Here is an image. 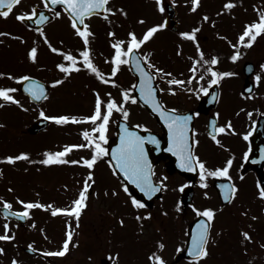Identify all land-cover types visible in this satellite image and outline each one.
Masks as SVG:
<instances>
[{"label":"snow or ice","instance_id":"6c2138e0","mask_svg":"<svg viewBox=\"0 0 264 264\" xmlns=\"http://www.w3.org/2000/svg\"><path fill=\"white\" fill-rule=\"evenodd\" d=\"M178 0H172L175 5ZM184 3L190 5L188 11L195 13L201 6V0H184ZM242 0H224L223 5L215 13L217 17L224 14L231 15L235 19L233 11ZM22 4V0H0V17L7 19L10 15H15L16 20L21 23L25 21H34L36 25L33 28L32 24H28L30 30H34L42 38L44 44L51 53L60 57L55 63V68L61 73L59 78L51 80V87L63 85L74 73L87 72L94 76L101 84L109 85L112 88L119 90V95H114L112 91L102 92L100 89L93 87L91 89L94 95V101L91 110L88 114H74L71 112H63L59 114L49 115L43 107L39 108V116L44 120L54 122L57 125L68 124H85L89 125L79 129V134L82 138L79 143H66L58 146L56 150L45 149L43 158L34 161L31 159V154L27 151H21L18 154H8L0 157V162L8 164H16V162L24 160L29 163H39L45 166L52 165H76L84 167L87 171L83 174L81 180L76 183L79 188L75 197L70 199L66 205H58L55 201H42L41 199H23L17 195L14 200H10L5 196H0V215L3 217V231L0 232V241H13L16 239L15 229L20 225L11 223L12 218L18 221L27 222L34 216V209H41L50 213L52 217H63L65 220L64 237L60 246L53 249H38L34 247L35 241L27 244V250L33 253H42L44 256H65L71 247L79 246V240L75 239L78 234L77 229L80 227L81 216L88 207L89 196L91 190L97 183L95 169L99 161H104L111 173L119 180L118 187L105 188L103 195L105 197L111 194L113 197L119 196L120 191L126 195L127 199L124 203H130L131 207L136 210L135 219L140 222V232H143V222L145 219H150L153 216L151 211L141 213L140 209H146L148 205L143 199L134 194L133 188L142 193L145 197L151 200L157 194L169 190V177L161 174L157 178L156 167L149 157L147 144L157 146L160 145V140L155 135H142L139 131L144 129L149 131L144 123H136L130 126L131 109L128 105L138 103V99L150 107L153 113L158 115V118L163 122L168 130V146L167 151L172 153L177 158V165L180 169L188 172L197 173L199 176V185L203 189L209 188L210 178H225L226 183L218 185L220 194L224 201L231 203L239 192V186L233 181L230 169L234 163L235 155H230L222 164L210 166L208 161L201 157L197 151V145L200 141L197 139L198 130L193 127V120L199 113L181 112L175 107H168L165 101L157 94L168 93L177 95L178 90H183L187 93L200 97L201 94L208 95L213 86H218L225 78L237 76L233 70H221L219 65L222 62L221 56L215 53L206 54L198 39V33L202 30L203 23L188 30L179 31L178 37L181 43L177 44L176 55L181 56L183 52V42L190 41L195 47V55L189 56L191 61L187 68L188 75L184 73H174L166 70L165 67L159 66L154 62V50L145 51L144 47L150 43L157 33L165 29L168 24L167 20L160 23L148 25L141 33L135 30H128L124 37H120L115 30V27H110L107 32L109 37V45L111 53L104 57V63L110 64V70L102 69L95 59V50L93 44L96 40V33L92 30L90 19L93 16H100L110 26H114L116 21L113 17L118 14L127 17L128 12L123 6L116 7L112 0H42L43 8L49 9V14L40 10L39 4L31 5L30 9H21L15 11ZM56 6H60L59 9ZM157 9L163 13L166 10L165 0H156ZM256 17L244 21L242 28L237 33L235 41L227 35H222L217 32L216 35L227 42L231 48V53L228 59L232 62L239 61L246 53L242 49H248L253 46L257 38L264 35V0H260L259 5H254ZM68 17L70 27L73 34L79 38L80 46L68 48L64 45V41H60L61 46H56L52 43L44 25L52 19ZM202 22L216 25L217 21L205 12L202 15ZM140 24H147V21L140 17ZM0 37H10L25 42V37L12 32L0 31ZM3 41H0L2 43ZM26 57L34 64L40 63L39 43L33 41L32 46L27 49ZM128 67L134 71L138 79L129 87L122 86L118 79V73L122 67ZM41 67H46L41 65ZM261 72L255 74V81L259 84L264 80V64L260 65ZM250 72L253 71L249 65ZM0 79L10 80L17 85H22L23 91L28 95L33 102L47 101L50 96L49 88L46 83L31 75L30 73L15 74L13 72L0 71ZM159 80L166 87H162L155 82ZM19 87H14L11 84H0V108L5 105H16L24 111H29L17 93ZM134 91L138 95L133 94ZM251 92V89L248 90ZM212 99H218V93L212 92ZM241 96L244 93L241 92ZM255 98V97H245ZM243 111V109H241ZM114 113H119L121 123L119 124V143L115 147H110L109 141V126L113 120ZM252 115L251 111L248 113ZM220 113H215V118L210 121L209 131L207 136L215 142L216 145L226 148L222 140L218 138L221 134H234L235 127L231 119L220 124ZM4 125L0 124V127ZM245 140H248L251 133L242 134ZM85 150L87 155H80L78 158H71V154L75 151ZM244 160L250 159L249 152L245 151ZM261 160H264V149L261 150ZM3 172L0 170V175ZM240 179H243L241 175ZM193 182L187 180L181 183L176 189L183 193L185 189ZM67 189V185L64 186ZM256 195L259 199L264 200V180L257 181ZM9 192L14 189L9 187ZM39 196V193L36 194ZM95 195L100 196V192L96 191ZM205 198L210 197L208 191L203 192ZM163 199V197H161ZM182 201H177L175 210L177 213L183 211ZM19 205V207H16ZM197 217H202L197 220L195 227L186 233L188 237L178 245L177 252L187 251L191 264H201V262L210 255L209 244L215 241L212 235L214 221L218 211L221 209L208 207L192 206ZM167 215V212L164 213ZM247 215V213H243ZM256 219V217H253ZM119 223L123 225L125 220L123 217L119 219ZM30 228H36L37 223L32 219ZM44 238L49 239L44 228L40 229ZM241 243L246 244L253 240L250 231L241 229ZM166 243L163 239H159L155 243V250H150L147 255L149 264H169L168 260L163 255V250L166 248ZM264 247V244L261 245ZM248 251L247 247L244 252ZM6 253V248L0 246V255ZM91 259V257H89ZM108 259L111 264H116L119 260V253H108ZM11 264H23V261L14 255L11 258Z\"/></svg>","mask_w":264,"mask_h":264},{"label":"flooded vegetation","instance_id":"af4514ba","mask_svg":"<svg viewBox=\"0 0 264 264\" xmlns=\"http://www.w3.org/2000/svg\"><path fill=\"white\" fill-rule=\"evenodd\" d=\"M39 4L40 9L43 8L42 0H22V4L15 11L21 9H30L31 5ZM60 6L57 8L59 9ZM47 13L49 14V9ZM97 18V16H93ZM93 18L90 19L92 30L96 33V40L93 44L95 50L96 62L104 63V57L111 53L109 45V37L103 35V30L100 28V24L94 23ZM66 20L68 17L65 15L62 18L52 19L50 16V22L44 25L52 43L56 46V41L66 42V47L75 48L80 46V40L73 34V31L69 27L66 34L60 35L55 33V25ZM28 24H32L33 28L36 26L34 21H25L24 23L16 20L15 15H10L7 19L0 17V31L12 32L25 37V42L21 43L19 40L12 39L10 37H0V71L13 72L15 74L30 73L31 75L41 78V75L49 74V67L51 59L54 53H51L47 48V45L43 43L42 38L34 30L28 28ZM106 39L105 47H103L102 38ZM63 38V39H62ZM65 38V39H64ZM33 41L39 43V56L40 63L34 64L26 57L27 49L32 46ZM59 57L58 55H56ZM45 65L46 67H41ZM108 67L110 64H107ZM0 84H11L14 87L20 85L10 80L0 79ZM256 90H258V100L260 105L264 106V80L259 84H256ZM50 86V85H49ZM255 86V82H254ZM230 89H234L235 93L239 96L237 104H233L230 107H224L223 101L228 98ZM255 90V91H256ZM52 87L50 86V95ZM241 90L232 87H221L217 90L218 99L212 106L203 108V110H197L198 99L192 97L188 104L176 102L173 107L177 109H194L195 113H199V116L194 117L193 127L198 130L197 139L200 141L197 145V151L202 158L206 159L210 166H216L222 164L230 155L234 154L235 159L230 169L233 181L239 186V192L236 197L241 198L245 196L248 191V179L249 177L259 180L254 171H263L264 180V160L260 159L261 150L264 149V109H257L256 113L251 110L252 115L249 116L247 105L253 100L255 93L244 94L241 96ZM114 95H119L118 92H114ZM18 98L22 100L29 107V111H24L16 105H5L0 108V124L6 126L11 124L12 128L17 130L16 138L14 139L18 143V152L27 151L31 154V159L38 161L43 158V152L45 150V143L50 140V132L53 128L50 127L52 123H49L47 127L35 134L27 131V126L36 118L39 113V108L43 107V101L39 103L32 102L27 94L21 92L17 93ZM90 103L84 102V106H80L83 110H91L93 104V98L89 94L88 99ZM165 102L169 105L168 97H164ZM185 105V106H183ZM128 107L132 110L134 104H129ZM243 109V111H241ZM37 114L35 115L34 113ZM219 112V123L223 124L227 120L231 119L233 126L236 129L234 134H221L220 138L226 148H222L215 144L210 137L207 136L208 118L215 113ZM228 112V113H227ZM23 114L33 115L28 121H24ZM254 114V115H253ZM27 116V115H26ZM26 118V117H25ZM257 125L259 133L256 137L257 142V166L256 169L249 167L243 168V164L246 160L243 159L245 151H250L251 148V135L248 140H245L244 133H253L254 127ZM0 127V152H7V141L9 136ZM115 133V131H114ZM113 133V134H114ZM11 139V138H10ZM55 144L51 145L49 150H55ZM173 155L166 154L157 160L154 165L156 167L157 178L161 174H165L169 177L168 184L169 190L162 192L159 197L152 199L150 203H146L148 207L146 209H140L141 213L145 211H151L153 216L150 219H145L143 222V232H140V222L135 219L136 210L129 204L127 208L120 207L119 196L113 197L111 194L105 197L103 190L108 188L109 190L114 187H118L119 180L114 176L111 171H95L97 183L94 189L91 190L89 196L88 207L84 209L81 216L80 227L77 231L76 240H79V246L71 247L70 251L63 257L59 256H44L42 253H33L27 250V244L35 241L34 247L38 249H53L60 246V243L64 237L65 220L63 217H52L50 213L41 209H34V219L37 223L36 228H30L32 219L27 222L18 221L12 218L11 223L16 225L19 223L20 227L15 229L16 239L13 241H0V246L6 248V253L0 255V264H11V258L14 255H18V258L23 261V264H111L108 259V253H119V260L116 264H149L147 255L150 250H155V243L159 239H163L166 243V248L163 250V255L168 260L169 253L173 246L172 257L180 255L183 252H177L176 248L186 240V233L191 220L196 217L193 210V205L201 208L212 206L217 209H229L232 207V202L242 203L243 200L234 199L231 203H223L215 187L213 186L214 178L209 180V188L203 189L199 185V176L196 178L192 176H185L180 170L174 168L171 162ZM28 167L32 168V171H2L0 175V196H5L10 200L19 195L23 199H41L42 201H55L58 205H66L70 199L75 197V194L79 188L77 183H72V178L81 180L83 174L86 171H78L72 174L71 171H55L52 170V166L44 167L39 163H31ZM193 174V172H191ZM25 174H33L29 179L33 182V185L24 187L19 181L24 179ZM243 175V179H240ZM223 179V178H221ZM44 180V181H43ZM48 181V183L45 182ZM187 180H191L193 183L189 185L183 193L178 190H174L181 183H185ZM67 185V189H65ZM14 189L13 192H9L8 188ZM99 191L100 196L97 197L95 192ZM208 191L210 193L209 198L203 196V192ZM121 192H123L121 190ZM39 193V196L36 194ZM168 196H172L173 200L170 203ZM163 197V199H161ZM104 198V199H103ZM139 198V197H138ZM107 199L112 200L111 204L107 203ZM127 199V197H126ZM177 201H182L183 211L177 213L175 210V204ZM101 202L102 206H110L112 216H100L94 215L92 212V205ZM19 207V205H16ZM108 208V207H107ZM218 211L216 218H218ZM96 212V211H95ZM167 212V215L164 213ZM123 217L125 223L121 225L119 219ZM110 219V220H109ZM216 220V219H215ZM3 217L0 215V232L3 231ZM44 228L47 232L49 239H45L44 235L40 232V229ZM219 230L220 227L215 225L213 230ZM118 235L121 238H118ZM220 241V240H219ZM219 243V242H218ZM220 248L218 247L217 250ZM216 250V251H217ZM209 251L211 253L210 244ZM91 257V259H89ZM169 262V261H168ZM186 262L191 264L190 260L180 258L177 261L169 264H182Z\"/></svg>","mask_w":264,"mask_h":264},{"label":"rangeland","instance_id":"374dc122","mask_svg":"<svg viewBox=\"0 0 264 264\" xmlns=\"http://www.w3.org/2000/svg\"><path fill=\"white\" fill-rule=\"evenodd\" d=\"M116 0H112L113 4ZM130 3H128L125 6L126 11L128 12L127 17L117 15V19L123 24L125 21L127 22V19H130L131 21H135L134 24H132L133 29L137 33H141L149 24L153 22H157L160 20L161 16L157 15L158 11L155 8L154 5H152L151 0H129ZM121 3H124V0H121ZM224 0H201V6L198 8V10L195 13H191L188 11L189 5L184 3V0H179L177 4V17H179V14L182 16L181 21L179 22V31L188 30L191 27H195L200 23H203L202 30L198 33V39L203 47V50L206 54L215 53L221 56L222 62L221 64L225 66L222 67V65H219V68H224L225 70H233L236 73L240 72L237 76H234V78H237L236 80H225L223 86H230L235 87L239 89L242 84L243 75H242V63L246 60L252 61L255 66V73L261 72L260 65L264 64V35L257 38L256 42L253 44L251 48L248 49H242L246 54L237 62L230 61L227 57L231 53V48L227 44L226 41L220 39L216 33L219 32L222 35H227L230 39H233L235 41V37L237 33L242 28V25L244 21L249 19H254L256 17V12L254 10V5H259L260 0H242L241 4H238L237 7L233 10L235 12V19L228 14H224L221 17H217L215 13L220 9V7L223 5ZM124 6V5H123ZM207 12L212 19L216 20L217 23L215 26H213L211 23L208 22H202V15ZM191 15V16H190ZM134 17V19H132ZM140 17H143L147 24H140L138 23V20ZM195 19L192 20L191 19ZM157 18V19H156ZM56 20V19H55ZM117 21V20H116ZM118 21V22H119ZM208 23V24H207ZM109 24L106 21H102L100 24V28L107 27ZM69 27V22L66 20L63 22V20L60 22V24L55 25V33L64 35L66 34V31ZM158 32L155 38L148 43L144 48L147 50H154V56L153 60L154 62H157L159 66L165 67L166 70L173 71L174 73H184V76L186 77L188 75L187 68L190 65L191 61L188 59L189 56L195 55V47L192 42L185 41L183 42V52L184 54L181 56L176 55V47L178 43H181L180 38L178 37V32ZM124 34V33H123ZM122 35V34H121ZM102 38V37H101ZM63 39V38H62ZM65 39V38H64ZM103 41V47H105L106 39L102 38ZM58 46L60 45V41H56ZM64 45H66V42H64ZM68 48H70L68 46ZM147 48V49H146ZM97 60V58L95 57ZM99 66L104 70H110V68L106 69L107 65L102 64V62L98 63ZM238 72H237V71ZM263 75V73H262ZM255 76V75H254ZM55 77H47L46 79L50 81V79H54ZM117 79L119 83L124 87L130 86V76L125 68L122 67V70L120 73H118ZM161 83V82H160ZM162 87H166V85L161 83ZM95 87L100 89L102 92L104 91H112L118 92L119 90L116 88H112L109 85H103L101 84L94 76L87 72H81V73H74L70 79H68L61 87H52L51 96L57 94V96L62 94H68L65 97L59 96L50 99L48 102L43 103V108H48L47 110L55 111V114L63 113V112H71L74 114H86L88 112H85V110H81L80 106H84V102L90 103L88 99L89 94L91 95V98L94 100V95L91 91V89ZM166 93V92H165ZM231 95L228 96L223 101L224 107H230L233 104H237L239 101V96L235 93L234 89H230ZM167 94V93H166ZM117 95V94H116ZM192 97H195V95L187 93L183 90H178L177 95H171V98L174 100V102L178 103H185L188 104L190 99ZM254 97L252 101L249 102V105H247V109L250 112L251 110L256 113L257 109H264V106L260 105V102L258 100V90L255 91ZM185 106V105H183ZM140 108L136 107V110L134 112L130 113V119L136 122H142L147 124H154V120L152 117H150L149 114L139 111ZM81 110V111H77ZM87 111V109H86ZM53 113V112H50ZM228 113V112H227ZM35 115L37 114L34 113ZM27 115V116H26ZM254 115V114H253ZM33 115L23 114L21 118H23L24 121H28L31 119ZM26 117V118H25ZM55 128H52L51 136L49 137L50 140H48L45 143V149H50L51 145L55 144V148L57 149L58 146H61L65 144L67 140L76 141L74 138V134L77 136V133L79 131V128L87 127L89 125L85 124H68V125H57L54 124ZM3 130L10 134L11 136H15L17 130L13 129L10 124H6L5 127H3ZM10 145V144H9ZM8 145V146H9ZM55 149V150H56ZM6 152H0V157H3ZM83 153L82 150L77 152ZM14 154V153H13ZM77 154L72 155L73 157H76ZM8 164V163H7ZM44 167H48L43 165ZM10 168H6L5 170H9ZM52 170L55 171H87L85 168H80L79 166L71 165V167H67L64 165H53ZM11 171H24V168L11 170ZM95 171H107L106 167L102 164H98ZM24 179L22 181H19L20 184H22L24 187L33 185L34 183L31 182L29 179L33 176V174H25L23 175ZM44 181V180H43ZM76 179L74 177L72 178V183H76ZM46 183H48L47 180H45ZM251 182V181H250ZM252 183V182H251ZM254 195V187L252 184H249V188L247 191V194L245 196H241L240 200L247 199L245 206L247 209H241L242 213L236 214L232 208L224 209L220 211L218 214V218L215 220V225L218 224L220 227V231H218L216 234L213 233L212 235L216 238L219 236L220 240L221 237L223 240H226L224 243H219V250L218 249V243L217 242H211L210 249L211 254L208 257L211 259L210 262L208 259L204 260L201 264H264V247H261L262 244H264V202L259 201L255 202L252 201ZM170 201L173 200L172 196L167 197ZM104 199V198H103ZM120 199V207L121 208H127V205L124 203L126 200V195L120 191L119 194ZM107 203L111 204L112 200L107 199ZM238 203H235L234 209H236ZM202 206V203L200 204V207ZM108 207V208H107ZM250 207V208H249ZM92 212L94 211V215H100V216H112L111 212H108L107 210L110 209V206H102L101 202L96 203L95 206L92 205ZM253 209V213L252 212ZM257 209V211H255ZM96 211V212H95ZM233 213V214H232ZM243 213H247V215H243ZM253 217H256V219H253ZM110 220V219H109ZM255 225V226H254ZM223 231L221 232V229ZM241 229H246L250 231L251 235L253 236V240L250 242H247L246 244H242L241 240ZM215 230L214 232H216ZM118 238L120 239L121 236L118 235ZM247 247L248 251L245 253L244 248ZM217 250V251H216ZM172 253H173V246L171 248V251L169 253L168 261H172ZM217 254V255H216ZM182 264H187L186 262H182Z\"/></svg>","mask_w":264,"mask_h":264},{"label":"water","instance_id":"95a60500","mask_svg":"<svg viewBox=\"0 0 264 264\" xmlns=\"http://www.w3.org/2000/svg\"><path fill=\"white\" fill-rule=\"evenodd\" d=\"M135 73V72H134ZM135 75H136V80L138 79V76H137V74L135 73ZM136 95H138V92H136ZM38 123V122H37ZM37 127H36V125L34 126V128L33 129H36ZM32 129V128H31Z\"/></svg>","mask_w":264,"mask_h":264}]
</instances>
